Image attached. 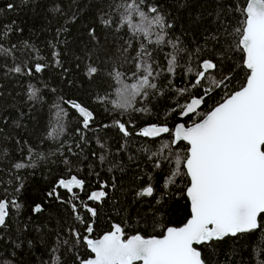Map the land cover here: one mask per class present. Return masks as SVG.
<instances>
[{"label": "trees", "instance_id": "trees-1", "mask_svg": "<svg viewBox=\"0 0 264 264\" xmlns=\"http://www.w3.org/2000/svg\"><path fill=\"white\" fill-rule=\"evenodd\" d=\"M113 2L0 0V31L6 33L0 42L5 49L17 45L7 56L0 51V199H16L20 204L19 210L10 208L8 227L0 229V237L4 243L17 238L25 242L19 257L23 264H50L53 256L60 259V264H78L77 255L83 257L86 249L79 241L75 249L63 244L64 240L71 239V228L82 236L88 235L85 227L92 223L91 238H94L109 231L115 223L124 228L125 237L135 233L160 236L166 227L179 226L189 216L188 201L182 191L186 188V180L176 177L177 183L170 184L167 189L164 187L166 176L175 170V153L186 155L187 145L181 142L179 148L165 149L164 145H171V135L162 134L153 139L139 136L137 132L147 124L174 127L179 121L172 112V106L180 98L176 95L177 90L189 86V77L183 69L198 61H181L177 74L169 77L174 84L171 91L165 79L167 73L160 75L156 82L164 94L150 101L138 98L135 103V108H146L147 111L123 112L113 108L115 89L120 85L108 76L106 69L117 59L123 63L120 45L125 40L131 38L137 46L140 42L131 37L126 28L117 32L100 27L98 17L105 12L113 15L116 11L108 7ZM136 2L145 11L148 7H157L167 22L174 25L168 30L170 37H179L184 47L194 51L199 44L204 48L201 59L224 56V52L216 47V41L205 43L213 34L222 37L223 49H230L226 63L233 69L231 84L228 89L217 90L206 98L199 110L200 116L194 119H199L218 104L226 92L242 86L245 71L238 67L242 53L236 48L233 37L225 34V29L234 32L240 26L236 8L243 0ZM9 3L14 9L7 8ZM91 27L96 28L99 44L88 35ZM151 39L154 40L155 35ZM225 39L228 43L223 42ZM101 44L111 55L105 57L97 52ZM170 51L169 47L156 52L161 67L166 65L165 54ZM129 52L135 55L131 49ZM53 53L58 56L54 57ZM90 62L101 68L92 79L85 75V66ZM36 63L45 66L42 72L34 71ZM15 67H20L21 72L13 71ZM130 67L131 64L125 63L121 71ZM30 90L36 92V97L29 99ZM189 92L199 95L201 90L189 88ZM184 102L181 98V103ZM69 103H79L93 113L94 119L88 129L82 127L81 118ZM116 121L125 124L129 136L119 132ZM181 121L186 125L192 123L188 118ZM29 146L35 149L34 156L43 158L35 160L34 169L16 172L12 165L21 160L27 162ZM152 153L160 154L162 169L154 167L153 160L149 159ZM166 156L172 163L164 159ZM65 159L69 163L65 164ZM17 175L23 183L20 193L14 190ZM71 175L83 182L80 192L70 194L55 186L59 179ZM100 184L105 185L102 190ZM149 185L153 187L152 196L137 195ZM97 189L104 191L105 196L99 202H85ZM50 192L51 196L48 195ZM37 204L42 211L33 214ZM85 205L96 211L93 220ZM28 240L33 242L31 246L27 245ZM196 247L205 264H264V232ZM52 248L59 250L53 254ZM2 251L0 248V254Z\"/></svg>", "mask_w": 264, "mask_h": 264}, {"label": "snow or ice", "instance_id": "snow-or-ice-1", "mask_svg": "<svg viewBox=\"0 0 264 264\" xmlns=\"http://www.w3.org/2000/svg\"><path fill=\"white\" fill-rule=\"evenodd\" d=\"M108 7L116 11L113 15L105 12L98 17L100 27L115 29L117 32L126 28L131 37L140 41L137 46L131 38L125 40L120 45L123 63L117 59L106 69L108 76L120 85L115 89L113 108L123 112L147 111L146 108H135V103L138 98L150 101L151 98L164 94L156 82L160 75L167 73L165 79L171 91L174 84L169 77L177 74L181 61H198L183 69L184 74L189 77V86L177 90L176 95L180 98L172 106L175 116L181 120L188 118L192 123H178L174 130L166 125H149L137 133L153 139L162 134L171 135V145H164L165 149H171L172 146L179 148L181 142H186V155L175 153V170L166 176L164 187L167 189L170 184L177 183L176 177L186 180V188L182 191L190 202V217L183 226L166 227L161 237L150 238L139 233L125 238L124 228L113 224L112 230L101 238L93 239L91 236L94 229L88 224L85 227L88 235L82 236L78 230L71 228V239L64 240L63 244L75 249L76 242L79 241L86 249L83 257L77 255L78 264H205L202 253L196 246H212L229 238L238 239L264 232V0H243L236 8L240 26L234 32L225 29V34L233 37L236 48L242 53L238 67L245 71V82L239 90L226 92L221 102L199 119L194 117L200 116L199 110L206 98H210L217 90L228 89L233 80L230 74L233 69L226 63L230 49L222 48V37L213 34L210 39L206 38L205 43L216 41V47L224 52V56L219 59H201L200 53L204 48L199 44L193 51L190 47H184L179 37H170L168 30L174 25L167 22L157 7L151 6L145 11L136 0H114ZM7 8L12 10L14 5L9 3ZM5 35V32L0 31V39ZM88 35L99 44L95 27L88 29ZM153 35L154 40L151 39ZM223 42L228 43L226 39ZM16 47L17 45L12 44L5 49L0 42V51L5 56ZM169 47L172 51L166 52V65L161 67L157 62L156 52L165 51ZM129 49L135 53L134 56ZM97 52L105 57L111 55L110 52H105L102 44ZM53 55L58 56V53ZM56 62L59 63V60ZM125 63L131 64V67L121 71ZM44 67L36 63L34 71L40 73ZM13 71L19 73L21 68L15 67ZM100 71L101 68L92 62L85 66V75L90 79ZM28 74L31 75L32 72L29 71ZM128 80L135 82L126 83ZM189 88L200 89L201 92L199 95L190 93ZM184 93L188 95L185 96ZM34 97L36 92L30 90L29 99ZM181 98L184 103H181ZM99 99L103 101L104 98ZM71 107L78 110L82 117V127L88 129L94 119L93 113L79 103H72ZM115 127L123 136H129L128 128L123 122L116 121ZM34 152L35 149L29 146L27 162H15L12 168L16 172L34 169L35 160L43 158L34 156ZM159 155L152 153L149 156L156 169L164 167ZM154 157L156 158L153 159ZM100 159L103 161L104 157L101 156ZM164 159L172 163L170 157L166 156ZM63 162L69 163L67 159ZM16 180L18 183L14 190L20 193L23 191L21 177L17 175ZM58 187L71 193L74 188H82L83 182L73 176L69 180H60ZM105 194L104 191H95L88 199L99 201ZM48 195L51 196L52 193ZM137 195L150 197L153 195V187L146 186ZM11 207L19 210L20 204L16 199H0V229L8 227ZM85 207L91 216L97 215L93 208L87 205ZM41 211L39 204L34 206L33 214ZM75 211L76 206L73 205V212ZM32 243L31 240L27 241L28 246ZM0 248L3 249L0 264H23L19 257L22 255L21 250L25 248L24 241L17 238L16 241L4 243L3 237H0ZM9 248L10 252L7 251ZM58 250L52 248L50 251L54 254ZM89 253L92 258H88ZM50 264H60V259L50 257Z\"/></svg>", "mask_w": 264, "mask_h": 264}, {"label": "water", "instance_id": "water-1", "mask_svg": "<svg viewBox=\"0 0 264 264\" xmlns=\"http://www.w3.org/2000/svg\"><path fill=\"white\" fill-rule=\"evenodd\" d=\"M245 82V81H244ZM237 90H239V88L237 89ZM221 102V101H220ZM71 104L72 103H69L68 105H69V107L71 108V109H73L74 111H75V113L77 114V116H79V113H78V110H76V109H74V108H72L71 107ZM214 107V106H213ZM87 109V108H86ZM88 110V109H87ZM209 110H211V108L209 109ZM208 110V111H209ZM178 117V116H177ZM79 118H81V120H82V117H80L79 116ZM178 119H179V121L174 125V127L172 128L173 130H174V128H175V126L178 124V123H183L182 121H181V119L178 117ZM90 124H91V122H90ZM149 125H153V124H147V125H144V126H142L139 130H138V132H140L141 130H143L145 127H147V126H149ZM137 132V133H138ZM147 138H149V137H147ZM185 144H186V142H184ZM74 175H71V176H69L68 178H65V179H63V180H69V179H71L72 177H73ZM75 177V176H74ZM78 179V178H77ZM60 180H62V179H59L58 181H57V183L55 184V186L56 187H58V182L60 181ZM102 186V185H101ZM60 189H62V190H66V189H64V188H62V187H59ZM74 189H77V188H74ZM81 188H78L77 190H80ZM67 191V190H66ZM98 191V190H97ZM186 197V196H185ZM186 199H187V197H186ZM187 201H188V199H187ZM188 210H189V216H188V218L190 217V202L188 201ZM90 216H91V214H90ZM92 217V220H93V216H91ZM187 218V219H188ZM187 219L181 224V225H179V226H168V227H181V226H183V224L184 223H186V221H187ZM91 225H92V223H90ZM113 224H115V223H113ZM112 224V225H113ZM166 229V228H165ZM165 229H164V231H165ZM110 230H112V226H111V229ZM109 230V231H110ZM109 231H106V232H104V233H102V234H100L99 236H97V237H94L93 239H98V238H101L105 233H107V232H109ZM164 231H163V233H164ZM162 233V234H163ZM135 234H137V233H135ZM162 234L160 235V236H155V237H161L162 236ZM132 235H134V234H132ZM131 235H128V236H126L125 238H128V237H130ZM143 237H145V238H150V237H153V236H143ZM88 258H92V254H90V256L88 257ZM137 264H142V262H137Z\"/></svg>", "mask_w": 264, "mask_h": 264}, {"label": "flooded vegetation", "instance_id": "flooded-vegetation-1", "mask_svg": "<svg viewBox=\"0 0 264 264\" xmlns=\"http://www.w3.org/2000/svg\"><path fill=\"white\" fill-rule=\"evenodd\" d=\"M101 185H104V184H100V187H101ZM101 190L103 189L102 187L100 188ZM82 190V188L80 189V190H77V189H73V191H78V192H80ZM98 191H100L99 189H97ZM97 190H94L93 192H95V191H97ZM66 191V190H65ZM73 191L70 193V194H72L73 193ZM68 192V191H67ZM69 193V192H68ZM56 194V193H55ZM90 195V194H89ZM85 202L87 201H91V202H99V201H93V200H90V199H85L84 200ZM97 237V236H96ZM89 257V256H88Z\"/></svg>", "mask_w": 264, "mask_h": 264}]
</instances>
